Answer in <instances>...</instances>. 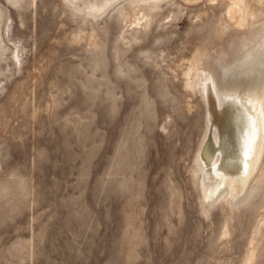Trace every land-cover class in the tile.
Segmentation results:
<instances>
[{
	"label": "rangeland",
	"instance_id": "rangeland-1",
	"mask_svg": "<svg viewBox=\"0 0 264 264\" xmlns=\"http://www.w3.org/2000/svg\"><path fill=\"white\" fill-rule=\"evenodd\" d=\"M175 1L83 18L0 0V264H246L264 174L237 207L202 209L205 106L182 70L205 46L224 78L263 73L264 48L219 36L211 0Z\"/></svg>",
	"mask_w": 264,
	"mask_h": 264
},
{
	"label": "bare ground",
	"instance_id": "bare-ground-1",
	"mask_svg": "<svg viewBox=\"0 0 264 264\" xmlns=\"http://www.w3.org/2000/svg\"><path fill=\"white\" fill-rule=\"evenodd\" d=\"M63 1L83 18H96L106 12L111 13L122 4L152 10L160 8L161 4L176 3L175 0ZM211 1L203 11L206 15L208 10L219 8L216 24L219 36L230 32L249 34L248 49L264 48V0ZM221 48L218 59L225 60L223 63H226L229 55L224 47ZM211 54L205 46L195 48L186 58V66L182 70L185 91L198 96L205 106L204 130L190 172L200 192V205L207 211L218 200L223 209L237 207L264 174V72L259 73L260 70L256 67L258 72L246 69L236 76L228 73L229 76L224 78L218 66L210 61ZM253 54L254 52L251 55ZM259 54L261 55L260 51ZM16 58L19 60L18 55ZM263 238L264 206L254 228L246 264H253L256 245Z\"/></svg>",
	"mask_w": 264,
	"mask_h": 264
}]
</instances>
